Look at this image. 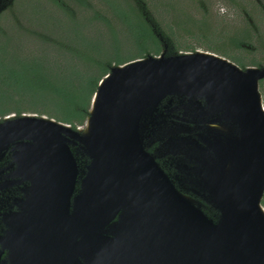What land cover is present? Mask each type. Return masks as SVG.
Segmentation results:
<instances>
[{"label": "water", "instance_id": "95a60500", "mask_svg": "<svg viewBox=\"0 0 264 264\" xmlns=\"http://www.w3.org/2000/svg\"><path fill=\"white\" fill-rule=\"evenodd\" d=\"M263 80L165 48L112 67L80 128L0 121V190L53 240L0 264H264Z\"/></svg>", "mask_w": 264, "mask_h": 264}, {"label": "trees", "instance_id": "16d2710c", "mask_svg": "<svg viewBox=\"0 0 264 264\" xmlns=\"http://www.w3.org/2000/svg\"><path fill=\"white\" fill-rule=\"evenodd\" d=\"M15 1L0 14L1 21L12 17L19 31L14 36L0 26V121L35 115L80 128L112 67L160 56L165 48L168 56L196 52L181 35L242 69L264 67V35L258 29L264 0H232L245 7V18L239 26L218 24L220 29H211L208 16L198 21L173 4H163V13L174 16L165 20L148 0H102L103 12L87 0ZM256 44L263 47L262 60L255 57ZM260 91L263 96L264 80Z\"/></svg>", "mask_w": 264, "mask_h": 264}, {"label": "rangeland", "instance_id": "374dc122", "mask_svg": "<svg viewBox=\"0 0 264 264\" xmlns=\"http://www.w3.org/2000/svg\"><path fill=\"white\" fill-rule=\"evenodd\" d=\"M94 9H98L100 11L106 10V6L102 0H87ZM150 2L154 3L155 7H158L159 14L164 17L165 20L171 21L174 16L173 14L165 15L163 13L164 7L167 4H173V7L179 12L183 11L190 15L192 18L196 20H201L204 16H208V21L210 24L211 29L219 28L218 24H222L221 28L224 26L227 27H234L235 25H240L243 19L245 18V12L242 3L236 4L232 0H200L198 3L202 6V8L197 7L196 0H148ZM18 1L11 0L8 4L7 0H3V4H6V9L13 6L14 3H17ZM72 4V3H71ZM75 4V3H73ZM156 4V5H155ZM73 7V5H72ZM244 8V9H243ZM4 9L0 12V14L7 11ZM249 10V9H248ZM9 11V10H8ZM109 16V14L107 15ZM27 18H24L21 20L24 21L22 23L23 27L30 28V26L27 24L26 21ZM258 17L255 16L254 21L257 22ZM0 26L4 29L5 32L16 36L19 31L17 30V27L15 25L14 19L10 16L6 17L5 20H0ZM258 29L260 32L264 35V23L262 22L261 25L258 26ZM195 33L197 34L198 31L196 30ZM179 35V34H178ZM181 38L184 42L191 44L192 46H197L198 50L201 52H205L203 48H200L199 43L193 41L191 38L186 37L184 35H181ZM203 39V37H201ZM264 38V37H262ZM256 47L259 48V51H256L255 57L258 60H262L263 54L260 53V50L264 47H262L260 44H256ZM246 58H253V54H245ZM263 105H264V95H263ZM264 207V206H263Z\"/></svg>", "mask_w": 264, "mask_h": 264}, {"label": "flooded vegetation", "instance_id": "af4514ba", "mask_svg": "<svg viewBox=\"0 0 264 264\" xmlns=\"http://www.w3.org/2000/svg\"><path fill=\"white\" fill-rule=\"evenodd\" d=\"M10 1L7 0L8 4ZM149 147L150 149L157 148V146ZM21 188L22 186L5 191L0 190V246L2 245L1 239H6L7 244H22L23 248H29V251L26 249L28 253H33L34 246H39L41 241H46L48 236L46 237V232H34L33 223H24L23 220L28 218V214L26 216L23 215L24 208L20 204V200L24 198ZM76 194L78 193H74V196ZM73 198L71 199L72 201ZM48 241L53 240L48 239ZM20 251H24V249ZM8 255L9 250H5L3 258H7Z\"/></svg>", "mask_w": 264, "mask_h": 264}]
</instances>
